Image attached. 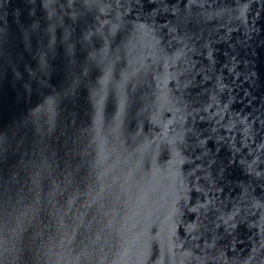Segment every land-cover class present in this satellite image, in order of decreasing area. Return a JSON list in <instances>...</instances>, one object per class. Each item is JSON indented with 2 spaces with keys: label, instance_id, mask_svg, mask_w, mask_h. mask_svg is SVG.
Returning a JSON list of instances; mask_svg holds the SVG:
<instances>
[{
  "label": "water",
  "instance_id": "obj_1",
  "mask_svg": "<svg viewBox=\"0 0 264 264\" xmlns=\"http://www.w3.org/2000/svg\"><path fill=\"white\" fill-rule=\"evenodd\" d=\"M0 264H264V0H0Z\"/></svg>",
  "mask_w": 264,
  "mask_h": 264
}]
</instances>
